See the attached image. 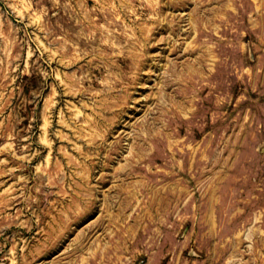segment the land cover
<instances>
[{"label": "rangeland", "instance_id": "1", "mask_svg": "<svg viewBox=\"0 0 264 264\" xmlns=\"http://www.w3.org/2000/svg\"><path fill=\"white\" fill-rule=\"evenodd\" d=\"M0 264H264V0H0Z\"/></svg>", "mask_w": 264, "mask_h": 264}]
</instances>
